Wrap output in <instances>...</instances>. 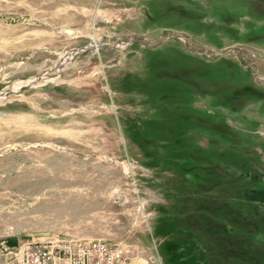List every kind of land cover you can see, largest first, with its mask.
<instances>
[{"label": "rangeland", "instance_id": "374dc122", "mask_svg": "<svg viewBox=\"0 0 264 264\" xmlns=\"http://www.w3.org/2000/svg\"><path fill=\"white\" fill-rule=\"evenodd\" d=\"M262 190L264 0H0V250L264 264Z\"/></svg>", "mask_w": 264, "mask_h": 264}, {"label": "built area", "instance_id": "2783aa9c", "mask_svg": "<svg viewBox=\"0 0 264 264\" xmlns=\"http://www.w3.org/2000/svg\"><path fill=\"white\" fill-rule=\"evenodd\" d=\"M0 264H131L124 250L102 240L51 238L0 250Z\"/></svg>", "mask_w": 264, "mask_h": 264}, {"label": "bare ground", "instance_id": "6f19581e", "mask_svg": "<svg viewBox=\"0 0 264 264\" xmlns=\"http://www.w3.org/2000/svg\"><path fill=\"white\" fill-rule=\"evenodd\" d=\"M71 58V56L69 55L68 57H64L62 59V61L59 63L58 65V69L59 70H63V68H65V65L67 64L68 60Z\"/></svg>", "mask_w": 264, "mask_h": 264}, {"label": "trees", "instance_id": "16d2710c", "mask_svg": "<svg viewBox=\"0 0 264 264\" xmlns=\"http://www.w3.org/2000/svg\"><path fill=\"white\" fill-rule=\"evenodd\" d=\"M263 192H261V194H263L264 193V190H262ZM259 193V194H258ZM255 192V194L253 195V198H251V200H255V199H257V198H259V200H256V201H260V202H264V198L263 197H261V196H258V195H260V192ZM258 194V195H257Z\"/></svg>", "mask_w": 264, "mask_h": 264}]
</instances>
